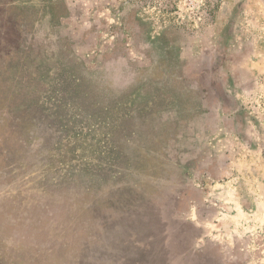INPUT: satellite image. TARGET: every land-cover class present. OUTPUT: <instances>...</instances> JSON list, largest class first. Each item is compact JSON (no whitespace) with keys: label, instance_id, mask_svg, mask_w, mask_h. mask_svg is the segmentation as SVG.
Listing matches in <instances>:
<instances>
[{"label":"rangeland","instance_id":"374dc122","mask_svg":"<svg viewBox=\"0 0 264 264\" xmlns=\"http://www.w3.org/2000/svg\"><path fill=\"white\" fill-rule=\"evenodd\" d=\"M0 264H264V0H0Z\"/></svg>","mask_w":264,"mask_h":264}]
</instances>
